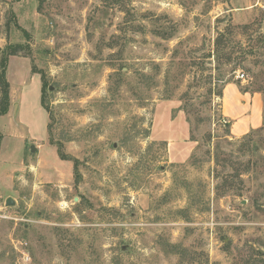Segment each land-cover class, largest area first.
Returning a JSON list of instances; mask_svg holds the SVG:
<instances>
[{"label":"rangeland","instance_id":"rangeland-1","mask_svg":"<svg viewBox=\"0 0 264 264\" xmlns=\"http://www.w3.org/2000/svg\"><path fill=\"white\" fill-rule=\"evenodd\" d=\"M263 35L264 0H0V264H264Z\"/></svg>","mask_w":264,"mask_h":264},{"label":"crops","instance_id":"crops-1","mask_svg":"<svg viewBox=\"0 0 264 264\" xmlns=\"http://www.w3.org/2000/svg\"><path fill=\"white\" fill-rule=\"evenodd\" d=\"M256 96L241 92L233 82H228L225 85L222 96V111L228 120H233L232 130L237 136L256 126L255 124L251 126V122L255 119L253 113L258 104ZM250 112H253L252 115H247Z\"/></svg>","mask_w":264,"mask_h":264},{"label":"trees","instance_id":"trees-1","mask_svg":"<svg viewBox=\"0 0 264 264\" xmlns=\"http://www.w3.org/2000/svg\"><path fill=\"white\" fill-rule=\"evenodd\" d=\"M17 26L19 27V25ZM217 43H219V41ZM21 47H22L21 44H8L0 60V92H1L0 116L7 114L9 110V105H10V83L7 79V68L9 64V57L10 55H18L19 51L21 50ZM45 87L46 85L44 84L42 88L43 91L45 90ZM41 102H42V105L47 109L43 96H42ZM58 153L59 155H61L62 159H66L64 155L62 154V151H60V149L58 150Z\"/></svg>","mask_w":264,"mask_h":264},{"label":"water","instance_id":"water-1","mask_svg":"<svg viewBox=\"0 0 264 264\" xmlns=\"http://www.w3.org/2000/svg\"><path fill=\"white\" fill-rule=\"evenodd\" d=\"M13 202V200L12 199H8V204H11Z\"/></svg>","mask_w":264,"mask_h":264},{"label":"built area","instance_id":"built-area-1","mask_svg":"<svg viewBox=\"0 0 264 264\" xmlns=\"http://www.w3.org/2000/svg\"><path fill=\"white\" fill-rule=\"evenodd\" d=\"M244 76H245V75H244L243 73L240 75L241 78H244Z\"/></svg>","mask_w":264,"mask_h":264}]
</instances>
